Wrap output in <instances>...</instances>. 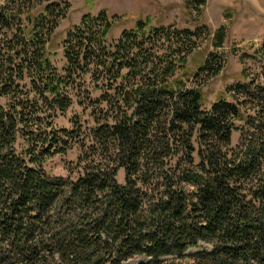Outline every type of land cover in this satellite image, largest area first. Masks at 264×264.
Instances as JSON below:
<instances>
[{"label":"trees","instance_id":"trees-1","mask_svg":"<svg viewBox=\"0 0 264 264\" xmlns=\"http://www.w3.org/2000/svg\"><path fill=\"white\" fill-rule=\"evenodd\" d=\"M206 2L183 0L193 30L138 20L117 39L118 16L88 13L60 69L48 55L69 4L0 5V264L158 263L201 245L189 264H264V84L204 104L227 38L202 23ZM73 106L90 122L56 126ZM74 145L67 177L44 170Z\"/></svg>","mask_w":264,"mask_h":264},{"label":"rangeland","instance_id":"rangeland-1","mask_svg":"<svg viewBox=\"0 0 264 264\" xmlns=\"http://www.w3.org/2000/svg\"><path fill=\"white\" fill-rule=\"evenodd\" d=\"M6 0H0V5ZM69 4L66 17L60 21L49 48L50 62L60 69L64 64L61 41L67 31L78 25L81 17L86 14L96 15L106 10L109 15L119 17L118 26L111 32V38L117 39L124 29L130 30L138 20H148L152 26L162 25L176 29H194V24L185 17L183 0H58ZM204 23L211 32L220 27L226 29V41L221 53L226 55V64L222 72L212 78L203 88V102L209 106L225 92V88L236 82H252L264 84V59L260 51L264 45V0H207L203 11ZM214 51L209 42H205L196 51L197 57ZM198 63V60L196 61ZM190 67L192 65L190 64ZM75 105V104H74ZM78 117L82 122L89 119L83 115L77 106L70 108L64 115H57L56 126L71 128L70 118ZM75 117V118H76ZM239 134L233 133L232 146L238 142ZM80 150L74 145L63 156H55L44 166V170L54 176L67 177L68 169L76 165ZM119 184L124 183V172L120 170L117 176ZM204 248L189 250L184 259L165 258L158 263L147 257H135L125 264H189V257Z\"/></svg>","mask_w":264,"mask_h":264}]
</instances>
